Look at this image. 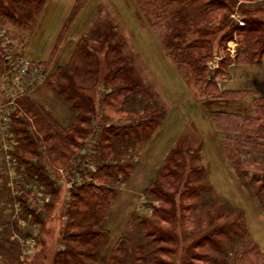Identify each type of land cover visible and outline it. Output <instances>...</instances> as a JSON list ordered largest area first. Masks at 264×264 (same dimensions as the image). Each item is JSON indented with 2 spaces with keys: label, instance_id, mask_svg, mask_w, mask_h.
<instances>
[{
  "label": "rangeland",
  "instance_id": "obj_1",
  "mask_svg": "<svg viewBox=\"0 0 264 264\" xmlns=\"http://www.w3.org/2000/svg\"><path fill=\"white\" fill-rule=\"evenodd\" d=\"M73 1L0 0V264H239L247 249L263 253L264 191L250 176L264 178V152L243 155L250 176H240L209 114H253L252 99L264 97V0H219L230 9L224 25L200 22L216 0H162L174 3L162 17L174 11L186 21L182 54L198 68L191 81L151 23L160 12L145 17L136 0ZM59 67L69 96L51 90ZM204 78L219 92L198 84ZM124 87L132 90L112 102L108 94ZM201 88L244 97H207ZM17 95L45 117L31 129L35 156L14 147L6 126ZM50 112L73 136V126L87 131L59 161L50 152L56 140L44 135L55 130ZM204 143L216 156L221 149L223 173L210 172ZM168 148L181 153L174 181L163 177ZM108 163L123 169L110 183L113 200L99 234L81 238L86 229L72 228L68 216L74 184L99 183L91 174Z\"/></svg>",
  "mask_w": 264,
  "mask_h": 264
},
{
  "label": "trees",
  "instance_id": "obj_2",
  "mask_svg": "<svg viewBox=\"0 0 264 264\" xmlns=\"http://www.w3.org/2000/svg\"><path fill=\"white\" fill-rule=\"evenodd\" d=\"M36 1V0H35ZM141 12L145 15V17L149 14L154 12H160L159 15L156 14L158 18L155 21H150L152 25L155 27V30L158 31L159 37L164 45V48L167 54L170 57L174 58L176 63L178 64L179 70L181 75L187 81H191L194 78V71H198V68L193 67L192 61L183 56V52L188 50L185 41L181 40L183 36V28H179V25H185L186 21L180 20L177 15L172 11L167 17H162V13L166 12L165 10H169V8L174 7V3H164L162 4V0H136ZM209 7L205 6V9L213 10L214 13L212 17L209 18H202L200 22L204 24L210 23H220V25H224V23H228V5L225 2H221L219 0L210 2ZM167 10V11H168ZM173 10V9H170ZM231 12V11H230ZM68 19V18H67ZM66 19V20H67ZM212 21V22H210ZM66 22V21H65ZM65 22L62 26L61 31L65 28ZM176 22L178 24L176 25ZM257 24V22H254ZM252 30V29H250ZM61 33V32H60ZM256 36L257 43H260L259 35ZM183 41V42H182ZM195 41V43H197ZM183 44V45H182ZM185 45V46H184ZM183 46V47H182ZM262 48V46H261ZM4 53V52H3ZM7 58V57H6ZM5 58V59H6ZM8 60V59H7ZM9 62V61H8ZM41 63V61L39 62ZM42 65V64H40ZM42 70V69H41ZM45 70V69H44ZM42 71H38L40 73ZM43 73V72H42ZM44 74V73H43ZM59 76H65V71L63 67H59L56 72L50 74L48 78H50V87L51 90L54 92L59 93L60 95L64 96V93L67 91L64 88L63 84L61 85L58 82ZM201 80V79H200ZM212 80L204 78L201 81L198 80V84L203 83L205 88L207 89L208 86H212L213 90L219 92L216 88V85H212ZM202 89V94L207 97L213 98H223V99H232V98H239L243 99L244 95L242 92L239 91H227L222 92L223 95L214 96L212 93L208 94L204 92ZM132 89L129 87H124L120 89H116L109 93V97H111L112 102L117 103L119 99L125 96V94L129 93ZM211 92V91H210ZM67 93V92H66ZM239 94V95H238ZM69 96V93H67ZM230 95L235 97H230ZM239 97H238V96ZM15 98V104L11 106L10 111L8 112V121L6 126L12 136L15 137V148H19L25 151V154L34 155L37 154L38 148L34 145L35 140L37 139L36 136L32 133L31 129L39 126L38 121L42 120L44 116L40 113V109L35 108V104H30L31 108H22L24 104H26V98L23 96ZM254 113L253 114H245L239 111H228V110H211L209 117L212 123L213 128L221 135L222 140H224V145L226 148L229 149V159L233 163L236 172L242 176L244 173L247 176H250L248 173V169L244 171L243 167L245 166L246 161L243 159V155H249L252 152H264V97L252 99ZM34 106V107H33ZM27 113H30L27 114ZM26 115V116H25ZM30 116V117H28ZM45 118V117H44ZM84 121V120H82ZM54 130L53 133H45L44 135L48 137L50 135V139H55L56 142L54 147L56 146L55 150L54 147H51V151H54L56 154L53 158V161H59L60 159L64 158L66 154L63 151L70 150L71 147H80V145L76 142L77 136L81 134L87 133V131L82 130L79 127H72V133L70 130H65L64 128L60 127L59 122L53 117L52 113L50 112V131ZM106 139V138H104ZM24 141L25 144L22 145L21 142ZM63 146V148L61 147ZM235 145V147L233 146ZM27 146L30 149H27ZM107 147L108 146H103ZM232 150L230 151V148ZM61 148L63 150H59ZM242 149V150H241ZM249 149V152L247 151ZM226 150V149H225ZM244 150V151H243ZM107 155H111V152ZM181 157V153L177 149H171L168 153L167 157L165 158L162 164V170L166 171L167 173L163 177H169L170 179L174 178L173 181L176 179L175 171L171 169V167H175L177 160ZM97 174H91V178L97 179L99 183L94 182H83L84 179L81 180L80 184L77 182L74 184L75 189L72 192V202L70 206V210L68 211V216L71 219V226L72 228H79L84 227L86 230H83V233L78 234L79 237L83 238V236L89 235L94 236L99 234L96 230L102 229V222L106 215V211L113 200V189L112 185L110 184L111 181L116 179V172H123V169L114 163H108L104 165H98V168L95 169ZM41 172V170H38ZM30 178L34 177L29 174ZM27 176V177H29ZM46 184V187L50 188L48 192L50 195H54L57 192L55 188L56 182L51 179ZM158 176H160L158 174ZM77 179V178H76ZM79 179V178H78ZM251 181H255L259 184L258 188L260 189L259 192L264 191V178L260 177L257 174H252L250 176ZM28 182L30 180L27 178ZM49 180V179H48ZM172 185V183H170ZM21 185L19 184V188ZM161 192V191H160ZM162 193V192H161ZM40 204V203H39ZM38 205V204H37ZM25 211L31 216H34L37 220L38 214L35 213L33 209L25 208ZM39 213V212H38ZM85 223L90 225L89 227L85 226ZM257 247V248H256ZM239 264H264V252L258 251V246H254L253 248L247 249L244 253L239 255L238 258Z\"/></svg>",
  "mask_w": 264,
  "mask_h": 264
},
{
  "label": "crops",
  "instance_id": "obj_3",
  "mask_svg": "<svg viewBox=\"0 0 264 264\" xmlns=\"http://www.w3.org/2000/svg\"><path fill=\"white\" fill-rule=\"evenodd\" d=\"M53 0H50V3L52 2ZM74 2H75V0L72 2L73 4H74ZM52 13L50 12V15H51ZM67 15L66 14H64L63 16H60V18H63V19H65V17H66ZM60 26L61 25H58L57 26V28H54V30H58V29H60ZM50 28H52V26H51V23H50ZM219 145H220V143H219ZM219 145H217V147H218V149H219ZM221 147H222V145H221ZM169 152V148L166 150V152H165V155H167V153ZM204 154L206 155V163H209V164H211V168H210V172L211 173H213V174H215V173H217V172H219L220 171V173H223V170L226 168L225 166L223 167V168H218V166L216 165L217 163H221L223 160H222V158H223V156H222V151H221V149H219V151H218V155L216 156L215 155V153H213V152H211L210 151V149H209V144L208 143H204ZM165 157H163L162 158V160L164 159ZM162 160H161V162H162ZM220 160H221V162H220ZM160 162V163H161ZM157 163V162H156ZM155 163V164H156ZM219 165V164H218ZM230 170H229V168H227V173H226V177H225V179H230ZM229 177V178H228ZM222 178V177H221ZM214 180V184H217L218 185V182H217V179H213ZM222 180H223V178H222ZM216 185V186H217ZM218 187H220V186H218ZM218 187H216L217 189H218ZM257 238V237H256ZM259 241V240H258ZM260 244L262 245V247L264 248V238L260 241Z\"/></svg>",
  "mask_w": 264,
  "mask_h": 264
}]
</instances>
